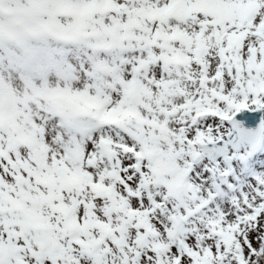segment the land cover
<instances>
[{
  "label": "snow or ice",
  "instance_id": "6c2138e0",
  "mask_svg": "<svg viewBox=\"0 0 264 264\" xmlns=\"http://www.w3.org/2000/svg\"><path fill=\"white\" fill-rule=\"evenodd\" d=\"M0 264H264V0H0Z\"/></svg>",
  "mask_w": 264,
  "mask_h": 264
}]
</instances>
